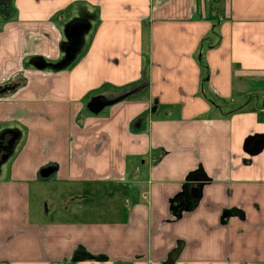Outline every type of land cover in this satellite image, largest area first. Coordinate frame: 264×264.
Listing matches in <instances>:
<instances>
[{
	"label": "crops",
	"instance_id": "1",
	"mask_svg": "<svg viewBox=\"0 0 264 264\" xmlns=\"http://www.w3.org/2000/svg\"><path fill=\"white\" fill-rule=\"evenodd\" d=\"M82 18L75 60L37 69ZM17 135L0 264H264V0H0V138ZM47 167L59 196H99L87 217L32 203Z\"/></svg>",
	"mask_w": 264,
	"mask_h": 264
},
{
	"label": "water",
	"instance_id": "2",
	"mask_svg": "<svg viewBox=\"0 0 264 264\" xmlns=\"http://www.w3.org/2000/svg\"><path fill=\"white\" fill-rule=\"evenodd\" d=\"M90 29V23L87 19H75L69 22L64 29V35L67 38L68 47L65 48L62 45V50L64 52V58L57 63H48L42 58H36L33 61V65L39 69L43 70L45 68H52L55 70H61L68 67L76 58L77 54L82 51L85 44V33ZM125 99L124 96H120L113 100H107L104 96H97L92 98L88 104V109L93 114L100 113L105 107L114 105ZM18 138V135L14 137V141ZM264 146V140H257L253 146L252 151H258ZM8 154L4 156L6 159ZM55 173V168L47 167L40 171V176L43 178H48ZM175 209H179V205L175 206Z\"/></svg>",
	"mask_w": 264,
	"mask_h": 264
},
{
	"label": "rangeland",
	"instance_id": "3",
	"mask_svg": "<svg viewBox=\"0 0 264 264\" xmlns=\"http://www.w3.org/2000/svg\"><path fill=\"white\" fill-rule=\"evenodd\" d=\"M54 178L55 176L53 174L49 178L41 181L43 183H41V185L35 189V192H33L35 194H31L32 203L44 211L43 216L53 218L55 217L56 213L61 211L60 209L68 206L73 208L75 206V203L73 202H77V204L82 208V212L78 213V217H87L89 215L88 212L92 209V204L94 203L95 205L99 203V201H95L97 198H99V196L88 191L85 192L82 190H75L70 191L67 197H65V195L59 196V193H56L55 190L53 191V186L51 185L53 183H46L54 182ZM83 192L85 193L84 198ZM105 199L106 198H104V200ZM34 204H32V208L34 207ZM48 209L50 211L45 213V211Z\"/></svg>",
	"mask_w": 264,
	"mask_h": 264
},
{
	"label": "flooded vegetation",
	"instance_id": "4",
	"mask_svg": "<svg viewBox=\"0 0 264 264\" xmlns=\"http://www.w3.org/2000/svg\"><path fill=\"white\" fill-rule=\"evenodd\" d=\"M65 47L67 48L68 44ZM13 139H14V136H11L9 139H6V140H3L2 138H0V147L4 148L5 154H7L11 151V148L13 147V145L15 143V141Z\"/></svg>",
	"mask_w": 264,
	"mask_h": 264
}]
</instances>
